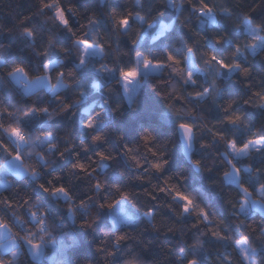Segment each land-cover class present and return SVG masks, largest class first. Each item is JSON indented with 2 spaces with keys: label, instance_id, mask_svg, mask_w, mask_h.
Segmentation results:
<instances>
[{
  "label": "snow or ice",
  "instance_id": "obj_1",
  "mask_svg": "<svg viewBox=\"0 0 264 264\" xmlns=\"http://www.w3.org/2000/svg\"><path fill=\"white\" fill-rule=\"evenodd\" d=\"M99 4L110 7L107 21L111 31L106 32L107 38L101 35L100 21L95 14L89 15L87 24L76 30L72 26V17L77 15L73 6L65 8L63 0H38L36 11L19 19L17 27L24 47L40 59L34 68L23 62L0 59V82L20 85L21 98L32 101L23 106V117L13 120L14 112L21 109L15 107L16 103L9 106L0 100V119L10 121L7 126L0 125V129L12 145L0 142V160L3 161L0 163V264H49L46 250L56 247L57 240L61 245L65 238L72 244L77 243L74 229L57 237L55 225L48 222L40 197L33 200L27 193L17 194V181L30 183L40 193L55 197L57 201L68 202V220L81 229L92 227L86 219L72 211L73 193L60 175L52 174L46 182H42V172L49 163L44 158L47 150L42 156H34L30 150V141L33 140H39L42 145H53L56 151L52 154L58 160H64L65 154L71 153L72 162L68 168L78 178L92 177V187L97 193L110 188L120 197L119 200L112 198L111 203L108 202L107 194L103 199L98 197L97 208L108 210L113 233L112 247L106 249L103 242L95 247L97 254L104 255L105 264H109L111 257L119 255L131 226L143 221L159 231L156 219L160 205L154 202L169 191L164 186L167 181L151 192L145 189L144 193L152 204L143 209L137 208L132 198L133 190L123 187L120 180L109 179L113 172L111 163L115 161L116 154L101 148L81 158V152H89V144L83 140L79 146L74 142L71 146L66 143L61 151L59 145L50 139L52 133L43 130L44 125H40L42 130L31 131L25 127V123L33 121V114L36 118L44 117L45 114L48 117L65 112L75 114L71 103L65 101L61 105L60 102L66 94H71L73 102L79 104L80 97L87 98L85 87L110 93L114 90V84L119 85L124 101L134 109L138 104L134 94L140 92L146 81H152L153 91L161 95L156 85L164 84L166 80L169 82L165 84L168 91L161 98L167 110L162 115L174 124L183 156L193 164L195 174L201 173L202 169L210 174L219 173L218 177L211 179L206 191L196 188L192 195L185 191L176 192L169 205L168 211L176 217V222L186 223L185 216L193 220L190 231L196 233L192 243H184L180 247L176 264H202V261L211 264L206 241H215L216 264H264V226L245 223L253 219V210L258 209L264 224V123L257 127L255 120L257 115L264 117V78L256 82L250 64L251 56L257 55L258 50L264 53V17L256 19L251 14L259 5L239 12L235 11V7L240 6L239 0H234V6L219 4L216 0H182V3H177V0H151L146 10L145 0H134L131 8L111 6L108 0H99ZM33 17L47 19L33 22ZM192 17L204 30L203 36L192 28ZM225 20L231 22L229 27L235 36L226 31L222 23ZM177 25L187 29L193 36L190 42H183V51L180 53L172 50L174 45L172 48L167 45ZM209 30L217 35H208ZM62 31L71 37L68 47L57 42V36ZM7 32H12V29H7ZM37 33L41 35L42 50H37ZM45 34L52 38L45 41ZM142 35H150L153 43H160L158 54L152 51L151 45L140 46ZM121 38L136 48L134 55H128ZM201 40L205 43L201 44ZM6 48L8 46L0 43V52H6ZM205 48L209 50L204 51ZM53 53H56L55 58ZM110 57L112 63H109ZM261 58L264 59V56ZM69 59L73 61L71 67L64 63ZM201 64L203 67H200ZM90 68L97 75L87 77L82 86L77 88L79 74ZM197 72L203 74V81ZM113 73L114 76L111 75ZM105 77H108L106 82ZM229 82L241 85V91L247 98L242 99V102L228 98L225 105L218 104L217 99H224L225 91L222 89ZM45 95L58 107L50 109L47 103L38 106L34 102L37 96ZM236 95H240V92ZM208 98L212 99L219 113L212 126L205 122V118L193 115V108H201ZM185 101L193 107H187ZM104 103H109V100L105 98ZM121 106V103H117L111 111L115 113ZM181 110L187 115H181ZM83 111L86 119L81 122V127L87 130L90 144H105V138L97 130V124L102 119H96L102 116L103 108L93 111V105H89ZM201 119L204 121L203 126ZM197 132L200 133L199 137ZM206 136L210 139H205ZM142 139L150 142L152 136L147 134ZM125 150L131 151L127 144L121 149ZM195 154L201 158H194ZM205 155L212 157L211 164H206ZM27 158L33 160L36 168L26 165ZM151 167L159 171L161 164L153 160ZM10 176L17 179L10 181ZM100 177L104 179L103 184ZM217 182L222 189H229L225 194V203L229 206L228 219L218 217L209 210V206H205L211 198L209 189L216 187ZM140 195V191H135V196ZM84 204L82 199L80 206ZM178 209H183L180 216L175 215ZM84 215H87V209ZM78 219L81 221L79 224L76 223ZM167 232H174V227H168ZM127 255L132 257V264H140L141 254L134 255L128 250ZM57 264L64 262L58 261ZM111 264H121V261L117 259Z\"/></svg>",
  "mask_w": 264,
  "mask_h": 264
},
{
  "label": "trees",
  "instance_id": "obj_2",
  "mask_svg": "<svg viewBox=\"0 0 264 264\" xmlns=\"http://www.w3.org/2000/svg\"><path fill=\"white\" fill-rule=\"evenodd\" d=\"M219 4H227L234 6V0H216ZM38 0H0V43H4L8 48L6 52H0V59H8L9 61L14 62H23L30 68H34L36 62L40 59L35 57V54L31 52L30 49L24 47V41L19 34V29L17 27L19 19L24 16H30L37 9ZM177 3H182V0H177ZM108 4L111 6H126L131 8L132 0H108ZM73 6L77 15L72 17V26L79 30L81 25L87 24V19L89 15L95 14L100 21L101 25V35H104L107 38V33L111 31V25L108 23L106 16L110 12V7H105L99 4V0H63V6L67 8L68 6ZM239 7H235V11H247L250 8L259 5L257 10L253 13L254 18L259 19L264 17V3H261V0H239ZM145 8L147 9V3H145ZM187 16V13H185ZM41 18L33 17V22H38ZM225 26L226 31L229 35L235 36L230 25V21H222ZM191 26L195 31L200 32V35L203 36L204 30L195 20V17L191 18ZM7 29H12V32H7ZM208 35H217V33L208 31ZM46 37H44L45 39ZM135 38V37H134ZM114 39V38H113ZM193 39L191 33L180 27L176 26L175 30L172 32L168 38L167 45L172 48L177 53L183 51V42H190ZM243 40V37H241ZM57 42L63 46L68 47L71 42V37L66 32H61L57 36ZM121 43L124 47H127V42L125 38H121ZM201 44H204L205 41L201 40ZM37 50H42V39L41 35L37 33L36 36ZM148 45L152 46V51L157 53L159 52L160 43H153L151 41L150 35L141 36V45L142 47H147ZM227 46V41L225 42ZM204 51L209 49L205 48ZM56 53H53V58H55ZM251 55V54H250ZM264 56V53H260L258 50L257 55L251 56L250 64L252 67V74L256 82H259L264 78V59L261 57ZM198 58V54H197ZM93 60L98 58H92ZM65 65L68 67L72 66L73 61L71 59L64 61ZM200 67H203L201 64ZM79 72V70H78ZM201 76L203 81V74L200 72L196 73ZM97 75L91 68L88 69L85 73L79 74L78 82L76 87L79 88L82 86L87 77H93ZM114 76V73L111 74ZM105 82L108 77H105ZM152 81H146L140 92L137 91L134 95V99H138V110L137 112H130L125 105L123 109L124 114L117 118L118 114L110 112L109 105L104 103L106 93L104 91H96L90 87H85L86 96L80 97L79 104H73L72 109H75V114L71 112L66 113L61 117L54 118L52 121H47L45 124V117L36 118L33 114V121L26 122L25 127L31 131L42 130L40 125H44L43 130H48L55 136H62L67 130L70 129V135L75 144H78L81 140L89 144L88 153H80L81 158H86L87 155L94 153L96 150L103 148V145H91L88 139V132L86 129L81 127V122L86 119V115L83 109L87 108L89 105H93V111H97L103 108L102 113V122L97 124L98 129H103L109 133L107 137V143L112 148L114 154L119 152V144L116 142L112 136V133L121 135L124 143L134 142L138 138V132L147 127L152 130L158 137L164 139H170L174 142L175 148L169 154V171H182L185 176V187L189 190H194L198 186L207 187L211 183V179L218 177L219 173H208L202 177L198 176L192 171L191 165L186 163L180 155V147L177 140L175 126L172 122L165 120L163 118V113L166 111L160 101V99L154 94L153 89L151 88ZM20 85L14 82H2L0 83V97H5V102L12 103H30L26 97L21 98V93L19 91ZM242 86L234 82H229L224 85L222 89L225 91L224 99H217V103L225 105L228 98H236L241 100L246 99L247 96L243 95L241 91ZM195 89H193L194 91ZM255 90V89H254ZM37 91H40L38 89ZM240 92V95H236ZM250 94V93H249ZM70 94L65 95L66 101L70 99ZM120 98L119 91L113 97V103ZM36 104L39 106L41 104H53V100L45 96H37L35 99ZM187 107L192 108L193 105L184 102ZM179 106V105H178ZM252 111V109H248ZM91 114V113H89ZM194 117L203 115L205 117V122L212 126L214 119L218 117V109L212 103V99L208 98L207 102L204 103L201 108H193ZM257 127L263 123L264 117L257 115L255 117ZM53 137L54 139L56 137ZM205 139H210L206 136ZM64 145L61 144V150ZM199 147L197 143L196 148ZM195 151V149H194ZM212 151V150H210ZM194 158H200L199 154H195ZM117 160L119 157L117 156ZM3 161L0 160V163ZM72 162L71 153L65 154L64 160H58L57 165L54 166L55 173L61 176L63 182H66L67 178L62 175L65 169L70 167ZM123 166L122 162L118 165ZM48 178V173L42 177V182H46ZM17 178L10 176V181H15ZM17 188V194L23 195L27 193L32 198H37V196H44L42 203L47 206L54 214L56 213V207L54 202L46 198V195L40 193V190L35 188L34 185L30 183L15 182ZM80 181H76L73 185V188L77 193L82 189ZM229 191L228 187L223 189L219 186L217 182L216 187L209 189L211 198L209 199V210L218 215V217L228 219L229 217V206L225 203L226 193ZM161 199L164 198L161 194ZM159 203V202H154ZM160 205V203H159ZM106 219L102 217V220ZM186 223L176 222V217L169 213L166 209H162L161 205L159 212L157 214L156 223L163 225L159 233H152L150 230H146L142 234V238L145 242H148V247L143 250V256L145 259H155L157 261L164 260L166 264H176V254L179 252L180 247L184 243H192V237L196 233L190 231L192 219L189 217L184 218ZM245 223L253 226H264L261 219L253 215V219H248ZM141 227L144 226L143 221L140 222ZM168 227H174V232H167ZM243 231V230H241ZM77 243L72 244L71 241H68L65 238L63 245L57 240L56 247H49L46 250V255L49 258V264H57L58 261H63L64 264H96L97 253L95 251L96 237L95 234L90 230L75 229ZM208 252L211 264H216L215 257V241L207 242ZM45 264V262H42ZM202 264H209V261H202Z\"/></svg>",
  "mask_w": 264,
  "mask_h": 264
},
{
  "label": "clouds",
  "instance_id": "obj_3",
  "mask_svg": "<svg viewBox=\"0 0 264 264\" xmlns=\"http://www.w3.org/2000/svg\"><path fill=\"white\" fill-rule=\"evenodd\" d=\"M151 0H145V3H150ZM162 2V0H161ZM134 0H132L133 5ZM146 10V8H145ZM75 11V10H74ZM47 19L46 17H41V20ZM107 19V16H106ZM135 32V29H133ZM45 41L47 39H51L52 37L45 34ZM135 36L133 35V39ZM124 49L128 52L129 56L134 55V52L136 51V48L127 42V47H124ZM122 59H126L125 57H122ZM113 59L109 58V63H112ZM115 75V74H114ZM2 83V82H0ZM169 83L167 80L164 82V84H157L156 89L161 95H157L156 92L154 94L160 99L163 107L165 110V101L161 98L163 94H165L168 90L165 87V84ZM113 91L112 92H105L107 95L105 98L109 100V110L111 111V108L114 107L117 103H121V107L114 113L118 114L117 118L122 116L124 114L123 109L125 108V105L127 104L124 101L123 93L120 90L119 85H113ZM152 88V84H151ZM119 91L120 98L113 103V97L116 94V92ZM70 99L67 100V102L73 104H78L73 102V97L70 94ZM34 98V102H35ZM0 100L3 101V104L12 106V104L5 102V97H0ZM66 101L65 97L63 100H61L60 104L62 105ZM32 103V101L30 102ZM30 103H16L15 107L20 108L21 111H15L13 120H15L16 117H23V106L30 104ZM36 103V102H35ZM44 104H41L40 106H43ZM49 105V104H48ZM56 105L53 104L49 107L50 109ZM58 107V106H56ZM127 108L130 112H137L138 110V104L133 109L130 108L127 105ZM2 110V108H0ZM75 110V109H74ZM68 112L63 113L62 115H52L51 117H48L47 114H45V118L47 121H52L54 118L61 117L65 115ZM113 113V112H112ZM181 115H187L183 110H181ZM196 118H205L203 115H200ZM97 120H101V117H97ZM10 121L8 119H0V125L7 126V124ZM203 119H201V126H203ZM103 135V137L106 140V143L103 144V148L107 150L110 154L113 153L112 148L107 143V137L109 133L107 131H104L103 129H98ZM38 131V130H35ZM151 134L152 140L150 142H145L142 138L147 135ZM200 133L197 132V137H199ZM52 134L50 139L57 145H59L61 150V144L65 145L66 143L71 146V143L73 142L71 135H70V129L67 130L62 136H55ZM112 136L116 142L119 144V152L116 154V159L111 163V168L113 170L112 175L109 177V179H117L122 182L123 187L126 189L133 190V199L136 201V207L143 209L145 206H148L152 204V201L148 200L147 195L144 193V190L147 189L149 192L153 191L154 189H159L162 184H164L165 181H167V184L164 185L169 191H167L164 195V198L161 199V197L157 198V202L160 203L162 209H166L168 211L169 205L173 202V197L176 192L185 191L189 195L194 194V190H189L185 187V179L186 176L182 171H169L168 165H169V159L166 157H169V154L173 151L175 148L174 142L170 139H164L158 137L152 130H150L147 127L142 128L138 132V138L135 139L134 142L131 143H124L122 140L121 135L112 133ZM0 142L8 143L10 146L11 142L9 138L2 133V129H0ZM30 144L32 145L30 150L34 154V156H42L44 154V151L47 150V155L44 156L45 159L48 160V164L46 169L42 172V177L45 176L46 173H48V178L51 177L52 174L55 173L54 166L57 165L58 158L54 156L52 153L56 151L55 147L53 145H42L39 140H33L30 141ZM127 144L131 151H121L122 146ZM79 146V143L77 144ZM64 150V147L61 151ZM209 152H211L209 150ZM154 153L158 155H154ZM67 154V153H66ZM117 156L119 157V160H117ZM134 157V158H133ZM201 158V157H200ZM205 159L206 164L212 163V157L210 155H205L203 157ZM199 159V158H198ZM153 160H158L161 164V168L159 171L154 170L151 167V163ZM188 161V160H187ZM122 162L123 166H118ZM25 163L30 168H36V164L33 162L31 158H27L25 160ZM188 163L191 165L192 171L195 173L196 170L193 167V164L188 161ZM143 166V167H142ZM208 174L203 169L201 170V173H197V175H205ZM63 176L67 178L65 185L70 189V191L73 193V200L71 202V209L74 213L80 215L83 217V219H86L92 227L89 229H82V230H90L92 233L95 234L96 237V243L97 244L103 242V246L107 249L109 247H112V224H111V217L106 209L98 210L97 204H98V197L99 199H103L105 194L109 196V203L112 202V198H115L116 200H119L120 197L116 194V192L112 191L110 188L106 189L105 192L97 193L96 190L92 187V184L94 182V178L87 177V178H78L77 174L72 172L70 168H67L62 173ZM47 178V179H48ZM101 183H104L103 177H100ZM76 181H80L81 185H83L82 189L77 193V191L74 190L73 185ZM200 191H206L205 186H198ZM135 191H140V196H135ZM87 197H91V199H87ZM44 196H40V202L43 205V210L47 212L48 222L51 225H55L54 231L56 232L57 237L63 234V232L66 231H73V235L76 236L75 225L68 220L69 215V203L65 202L64 200L57 201L55 197L46 195V198L54 202L56 207V213L54 214L47 206H45L42 203V200L44 199ZM85 201V204L83 207L80 206L81 200ZM35 200V198H33ZM205 206H209V201ZM199 205H197L198 210ZM87 209V215H84L85 210ZM19 212V210H17ZM183 209H178L175 213L176 216H180ZM169 212V211H168ZM106 218V219H103ZM186 217V216H185ZM67 221V223H66ZM81 221L78 219L76 221L77 224H79ZM157 227L159 228V231H157L155 228H153L151 225L144 223V226L141 227L140 223H137L133 226H131V230L127 233V241L122 245L120 253L118 256L111 257L109 259V264H111L112 261H115L119 259L121 261V264H125V261H127V264H132V257L127 255V251L131 250L132 253L135 254H141L142 259L140 264H166V261L164 260H155V259H145L143 256V250L148 247V242L146 243L145 240L142 238V234L145 233L146 230H150L152 233H159L163 227V225H160L157 223ZM81 229V228H79ZM34 231V229H33ZM96 264H105V258L104 255L97 254V261Z\"/></svg>",
  "mask_w": 264,
  "mask_h": 264
},
{
  "label": "water",
  "instance_id": "obj_4",
  "mask_svg": "<svg viewBox=\"0 0 264 264\" xmlns=\"http://www.w3.org/2000/svg\"><path fill=\"white\" fill-rule=\"evenodd\" d=\"M263 123H264V120H263ZM176 135H177V133H176ZM177 140H178L179 147H180V155H181V157L184 159V161H185L186 163H188L187 158H185V157L183 156V154H182L181 145H180V142H179V137H178V135H177ZM188 164H189V163H188ZM253 214L256 215V216H258L259 218L261 217V213L259 212L258 209H257V210H253Z\"/></svg>",
  "mask_w": 264,
  "mask_h": 264
},
{
  "label": "rangeland",
  "instance_id": "obj_5",
  "mask_svg": "<svg viewBox=\"0 0 264 264\" xmlns=\"http://www.w3.org/2000/svg\"><path fill=\"white\" fill-rule=\"evenodd\" d=\"M38 90V89H37ZM135 95V94H134ZM16 178V177H15Z\"/></svg>",
  "mask_w": 264,
  "mask_h": 264
},
{
  "label": "crops",
  "instance_id": "obj_6",
  "mask_svg": "<svg viewBox=\"0 0 264 264\" xmlns=\"http://www.w3.org/2000/svg\"><path fill=\"white\" fill-rule=\"evenodd\" d=\"M12 177H14V176H12Z\"/></svg>",
  "mask_w": 264,
  "mask_h": 264
}]
</instances>
